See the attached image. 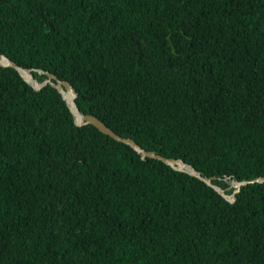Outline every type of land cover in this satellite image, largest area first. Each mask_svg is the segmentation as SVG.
I'll return each instance as SVG.
<instances>
[{
    "label": "trees",
    "instance_id": "16d2710c",
    "mask_svg": "<svg viewBox=\"0 0 264 264\" xmlns=\"http://www.w3.org/2000/svg\"><path fill=\"white\" fill-rule=\"evenodd\" d=\"M0 53L223 188L264 176V0H0ZM0 264H264V183L231 203L0 66Z\"/></svg>",
    "mask_w": 264,
    "mask_h": 264
},
{
    "label": "water",
    "instance_id": "95a60500",
    "mask_svg": "<svg viewBox=\"0 0 264 264\" xmlns=\"http://www.w3.org/2000/svg\"><path fill=\"white\" fill-rule=\"evenodd\" d=\"M0 66L14 68L20 76L36 91H40L47 85H51L59 91L63 99L66 101L71 113L74 117V122L77 126H84L88 124L94 125L102 133L109 135L116 141L125 143L137 151L142 159L154 158L158 159L174 170L187 173L191 176H194L207 185L214 188L221 196H223L227 201L234 203L236 200V195L240 192L242 186L248 185L250 183H264V176H259L253 180H236L228 176L225 179L230 180V186L228 188H223L222 186L214 183V180L217 179L216 176H205L198 169H196L192 164L187 163L181 158L166 157L154 150H147L138 144L134 139L130 137H124L118 134L115 130L109 127L104 121L99 117L90 114L84 113L79 108L76 99L78 97V92L71 84L70 81L59 78L56 74L45 71L40 68H27L19 65L16 61L12 60L5 54L0 53ZM35 72L40 75H46V78L40 81L36 76ZM229 189H233L231 193L228 192Z\"/></svg>",
    "mask_w": 264,
    "mask_h": 264
}]
</instances>
